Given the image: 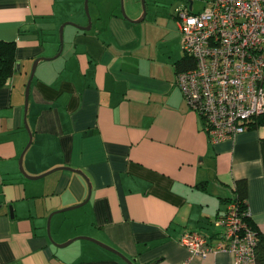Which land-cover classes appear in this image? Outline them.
<instances>
[{"label":"crops","instance_id":"1","mask_svg":"<svg viewBox=\"0 0 264 264\" xmlns=\"http://www.w3.org/2000/svg\"><path fill=\"white\" fill-rule=\"evenodd\" d=\"M78 4L0 0V41L16 45L15 72L0 88V264H126L87 240L56 246L78 237L133 264H233L229 253L191 257L180 240L195 232L216 244L240 180L264 235V126L212 143L176 86L180 42L169 51L165 30L145 27L140 10L124 18L119 0L98 6L81 30L70 25L88 26ZM62 25L69 50L56 57ZM64 167L81 174L28 178ZM89 189L78 208L84 229L54 225Z\"/></svg>","mask_w":264,"mask_h":264},{"label":"built area","instance_id":"2","mask_svg":"<svg viewBox=\"0 0 264 264\" xmlns=\"http://www.w3.org/2000/svg\"><path fill=\"white\" fill-rule=\"evenodd\" d=\"M194 1L175 10L182 49L192 61L176 73V86L218 143L246 132L264 114V0H206L199 11ZM219 225L216 244L195 232L180 243L191 257L223 252L233 264H256L255 235L236 203L228 204Z\"/></svg>","mask_w":264,"mask_h":264},{"label":"rangeland","instance_id":"3","mask_svg":"<svg viewBox=\"0 0 264 264\" xmlns=\"http://www.w3.org/2000/svg\"><path fill=\"white\" fill-rule=\"evenodd\" d=\"M106 0H88V10H89V18L91 23L95 20L94 13L96 12V8L102 5ZM119 4L123 6L124 14L128 19L127 13H130L131 10H140L141 16L143 15V9L141 0H119ZM188 4V0H145V16L143 20V24L145 27L149 28L151 26H155L152 24H156L160 28L164 29L163 39L165 40V46L169 51H177L178 42H180L179 51L182 53V36L177 30L178 21L175 19V10L179 8H183ZM206 5V0H196L194 1V10L199 11ZM79 8V14H84L87 18L86 22L88 24L89 18L87 16L85 10V0H79V4L77 5ZM121 9V7H120ZM121 11V10H120ZM73 20H76L74 16H71ZM74 17V18H73ZM86 24V25H87ZM64 40V37H63ZM69 50L68 43L63 46L62 56L64 57ZM45 178V177H44ZM43 180V179H42ZM74 207V206H73ZM66 208H62L58 210L56 218L57 220H64L62 231H66L70 229V221H74L76 228L79 230L84 229L85 221L81 220V211L80 209H73L70 211L62 212ZM51 214L48 216L46 221V230L48 231V220ZM52 219V218H51ZM54 228V227H53ZM55 230V229H54ZM51 220L49 225V232L51 236ZM82 241H76L74 244H78Z\"/></svg>","mask_w":264,"mask_h":264},{"label":"trees","instance_id":"4","mask_svg":"<svg viewBox=\"0 0 264 264\" xmlns=\"http://www.w3.org/2000/svg\"><path fill=\"white\" fill-rule=\"evenodd\" d=\"M61 47V45H60ZM59 47V48H60ZM15 52L16 45L14 42L0 41V88L6 86L15 72ZM192 66V61L187 56L175 63L176 72H182ZM254 128L264 126V114L256 118L252 123ZM251 125V127H252ZM250 127V128H251ZM247 183L245 180H240L234 186V198L229 200L236 203L238 211L242 214V219L246 226L255 235V260L256 264H264V235L259 228L254 224L247 207Z\"/></svg>","mask_w":264,"mask_h":264},{"label":"water","instance_id":"5","mask_svg":"<svg viewBox=\"0 0 264 264\" xmlns=\"http://www.w3.org/2000/svg\"><path fill=\"white\" fill-rule=\"evenodd\" d=\"M190 1H191V0H190ZM141 4H142V9H143V15H142V18H144V16H145V0H141ZM120 7H121L122 16H123L124 18H126V15L124 14L123 6H121V4H120ZM85 10H86L87 16H88V18H89L88 0H85ZM70 25H72V26H74V27H76V28H79V29H81V30H84V31H89V30L91 29V27H92V23H91V21H90V18H89V21H88V26H87L86 28H85V27H79V26H77V25H73V24H70ZM64 27H65V25H62V26L60 27V29H59V40H60V45H61V47H60V52L56 55V57H58V56L60 55V53H61V51H62V49H63V45H64V40H63V30H64ZM41 60H45V58H40V59H38V60H36V61L34 62L33 67H32V71H31V74H30V77H29V80H28V82H27V84H26V88H25V114L27 113V109H28V101H29L30 86H31L32 80H33V78H34V74H35V71H36V66H37L38 62L41 61ZM24 122H25V128L27 129V131H28V133H29V136H30V142H29L27 148L25 149V151H26V150L28 149V147L30 146V144H31V135H30V131H29L28 124H27V122H26V117H25ZM25 151L23 152V154L21 155L20 160H19L20 171L23 173L24 176H25V172H24V170H23L22 161H23V155H24ZM59 170L72 171V172H76V173H78V174H81L79 171H74V170H72V169H70V168L64 167V168H57V169L52 170V171H50V172H48V173H46V174H43V175H41V176H37V177H28V178L31 179V180H38V179H41V178L45 177L46 175H48V174H50V173H52V172L59 171ZM26 177H27V176H26ZM89 187H90V186H89ZM89 198H90V189H89V196L87 197V199H86L82 204H79V205L74 206V207L66 208V209L62 210V212L70 211V210H73V209H77V208H79V207H82L83 205H85V204L89 201ZM51 217H52V215L49 217V220H48V236H49L50 240H51V236H50V233H49V224H50V219H51ZM77 240H87V241L93 242V243H95L96 245L100 246L101 248H103V249H105V250H108V251H110V252H112V253L118 255L120 258H122V259L124 260V262H125L126 264H133L132 261H130V260L124 258L122 255H120L119 253H117V252L114 251L113 249L109 248L108 246H106V245H104V244H102V243H100V242H98V241H96V240H94V239H92V238H88V237H78V238H74V239H72V240L67 241V242L64 243V244L56 245V246H58V247H60V248H64V247L69 246L70 244H72L73 242H75V241H77Z\"/></svg>","mask_w":264,"mask_h":264}]
</instances>
